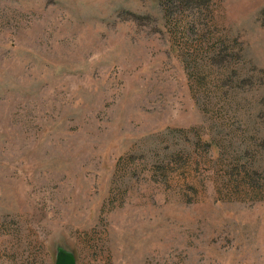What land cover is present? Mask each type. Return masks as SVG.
Here are the masks:
<instances>
[{"label":"rangeland","instance_id":"obj_1","mask_svg":"<svg viewBox=\"0 0 264 264\" xmlns=\"http://www.w3.org/2000/svg\"><path fill=\"white\" fill-rule=\"evenodd\" d=\"M57 249L264 264V0H0V264Z\"/></svg>","mask_w":264,"mask_h":264},{"label":"trees","instance_id":"obj_2","mask_svg":"<svg viewBox=\"0 0 264 264\" xmlns=\"http://www.w3.org/2000/svg\"><path fill=\"white\" fill-rule=\"evenodd\" d=\"M227 55L229 54L227 53L225 48H223L222 45H220L217 49L211 51L209 55V61L211 62V64L212 63L217 64L218 71L220 72L219 74L222 76L224 80H228L229 84L239 83V87L244 84H247L250 87L253 86L251 85L253 79L250 77H246L247 71H246L245 65L241 63L242 57H243L242 54H240L238 58H235L232 55H229V56ZM196 139L207 146L210 145V142H208L209 139L208 140L203 139V138L200 139L199 135L196 137ZM177 155H180V154H177ZM244 166H245L244 162L238 165L237 171H235V173H238V169H239V172L244 171L243 176L241 178L242 179L245 178L246 180L248 176V178L251 180L252 178L250 177L249 174L245 175L246 169Z\"/></svg>","mask_w":264,"mask_h":264},{"label":"water","instance_id":"obj_3","mask_svg":"<svg viewBox=\"0 0 264 264\" xmlns=\"http://www.w3.org/2000/svg\"><path fill=\"white\" fill-rule=\"evenodd\" d=\"M53 264H77L74 254L66 250H56L53 256Z\"/></svg>","mask_w":264,"mask_h":264}]
</instances>
